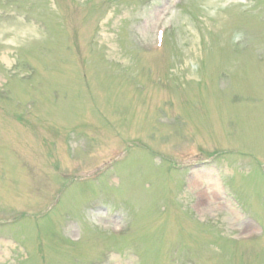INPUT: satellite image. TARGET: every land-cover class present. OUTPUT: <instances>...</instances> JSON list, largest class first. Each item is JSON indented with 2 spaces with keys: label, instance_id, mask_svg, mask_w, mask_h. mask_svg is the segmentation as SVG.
Here are the masks:
<instances>
[{
  "label": "rangeland",
  "instance_id": "rangeland-1",
  "mask_svg": "<svg viewBox=\"0 0 264 264\" xmlns=\"http://www.w3.org/2000/svg\"><path fill=\"white\" fill-rule=\"evenodd\" d=\"M0 264H264V0H0Z\"/></svg>",
  "mask_w": 264,
  "mask_h": 264
}]
</instances>
